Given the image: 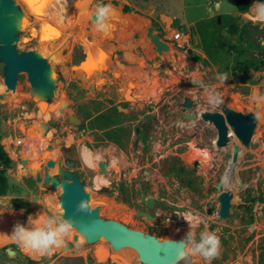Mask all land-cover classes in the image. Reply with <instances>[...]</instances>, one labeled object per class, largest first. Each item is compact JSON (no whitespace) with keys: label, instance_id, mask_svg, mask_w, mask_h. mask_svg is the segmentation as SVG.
I'll return each instance as SVG.
<instances>
[{"label":"rangeland","instance_id":"obj_1","mask_svg":"<svg viewBox=\"0 0 264 264\" xmlns=\"http://www.w3.org/2000/svg\"><path fill=\"white\" fill-rule=\"evenodd\" d=\"M214 1L186 0L182 11L176 0H171L172 5L154 3L155 0L144 3L141 0H127L128 3L90 0L85 3L90 14L97 5H111L113 12L107 32L96 30L90 14L80 20L79 13L78 22L69 21L64 6L56 0H42V13L36 7L26 9L19 43L23 48H37L48 55L52 65L50 72L56 77V90L54 94L36 99L27 94L29 84L20 73L14 91L4 92L0 63V93H4L0 99V143L12 160L6 172L10 183L8 191L0 196V212H6L12 221L24 227L29 221L28 228L39 226V215L60 213L57 200H50L48 208L41 200L47 194L58 199L59 193L54 189L58 185L48 187L41 179L33 182L18 160L29 158L26 166L34 161L38 171L46 160L68 158L73 161L70 168L89 192V206L98 205L101 217L117 219L159 238L186 240L188 231H193L195 241L199 242L202 231L215 232L220 238L221 254L210 264L230 262L245 248L253 253L257 264H264V216L257 219L259 226L251 230L249 211L241 203L246 197H255V193L264 195V177L256 176L254 168L247 167L246 161L240 159L247 146L233 138L229 144L217 147L214 144L216 130L211 123L199 117L181 118L176 107L183 93L196 95L192 109L197 112L220 111V106L227 101L237 110L256 112L257 122L251 139L264 137V107L252 100L254 91L264 95V23L249 18L255 14L254 6L247 12L237 13L233 0H220L221 17L209 14V8L216 12ZM160 11L175 16L173 23L188 35L187 46L167 42L171 49L157 53L145 31L148 25L160 31L156 22ZM122 17L126 21H122ZM187 21H192L193 25L186 26ZM47 23L65 26L63 29L56 26L60 29L56 35L39 36L40 25ZM117 24L125 28L120 31ZM98 39L100 47L93 43ZM188 50L199 59L190 58ZM86 59L94 61L96 67L105 63L104 73L91 71L84 78H78L83 71L77 68ZM244 62L250 63L245 66ZM222 74H227L228 79L220 85L218 78ZM89 83H93L91 87L87 86ZM213 92L223 98V103L217 107L207 102ZM60 101L65 103L60 104ZM61 105L64 113L79 115L80 121L61 119L58 113ZM148 113L154 117L142 129L140 124ZM48 118L55 124L44 133L39 122ZM34 132H37L35 136ZM55 137L60 140L54 141ZM6 138L11 139V151L5 147ZM34 138L43 143L42 147L37 153H31L30 144L26 148L29 154L25 155L23 145L27 139L34 142ZM49 143L52 145L47 150ZM235 144L240 149L238 157L227 171ZM84 149L88 152L83 159ZM247 157L246 153L244 159ZM56 160L48 165V169L54 166L50 173L55 172ZM98 160L108 162L106 173L97 172ZM90 162H96L95 166L89 165ZM95 174H102L105 182L93 187ZM223 177L222 189L229 190L232 197L227 215L220 217L217 184ZM141 194L155 199L147 210L156 220L135 213L146 209L140 201ZM34 195L38 199H34ZM14 201L23 207L14 208ZM185 215L196 217L193 224L198 221L197 226L190 228L182 218ZM65 239L73 244L51 255L34 257L13 241L0 246V256L8 261L6 264H27L28 259L37 264H119L121 261V253L111 249L104 239L97 241L107 244L111 250L110 260L97 261V241L85 243L75 227ZM2 247L15 252L8 254ZM130 249L133 253L126 249V254L121 255L129 263L143 264L135 250ZM193 257L198 264H209L199 256ZM3 259L0 264H4Z\"/></svg>","mask_w":264,"mask_h":264},{"label":"water","instance_id":"obj_2","mask_svg":"<svg viewBox=\"0 0 264 264\" xmlns=\"http://www.w3.org/2000/svg\"><path fill=\"white\" fill-rule=\"evenodd\" d=\"M94 13L95 11L90 14V20L92 21H96ZM20 14V6L16 0H0V63H2L1 72L4 92L14 91L18 75L23 73L29 84L27 94L34 95L36 99L46 97L54 94L56 77L50 72L52 65L48 55H43L37 48L27 49L21 47L19 43L21 26L18 21ZM145 35L149 38L157 53L160 54L163 50H169V44L162 39L152 25L146 26ZM99 37L102 36L99 35ZM99 42L100 39L93 41L96 47H100ZM104 67L105 63L96 67L97 74H103ZM78 78H80V75H78ZM92 84L89 83L87 86L91 87ZM3 96L4 93H0V99ZM196 100L194 93H183L180 101L176 104L181 118L196 119L199 117L211 123L216 130L214 144L217 147L226 145L233 138H236L243 146L249 144L257 122V117L252 110L240 111L225 101L220 106V111L205 109L197 112L192 109ZM262 106L264 107V105ZM58 113L60 118L66 121L78 122L81 119L79 115L64 113L62 105L58 108ZM153 117L150 113L145 114L144 122L140 124V127L144 129ZM39 124L42 125L45 133L48 127L55 123L53 119L48 118L45 122L40 121ZM59 140V137L54 138V141ZM51 145L50 143L47 144L46 148L49 149ZM237 153L238 146L234 145L231 160L236 159ZM28 160L30 159L22 157L18 161L23 165L24 170L28 171L33 180L40 182L37 179L39 177L41 182L48 187L61 186L58 199L49 194L41 197L44 206L48 208L50 200H57L62 210L60 213H56L64 219L72 221L73 227L83 236L85 243H93L98 239H104L114 250L122 247L132 248L137 252L138 259L143 264H177L179 262L177 249L171 244H164V241L168 238H159L151 232L129 227L117 219L101 217L98 205L90 207L88 212L77 211L81 200L87 201L89 205L90 196L89 192L85 190L79 175L70 168L73 164L71 159L57 158L53 174L48 171L49 160L39 166L40 174H38L39 172L36 171L33 164L29 167L26 166ZM97 166L98 173H106L108 162L98 160ZM242 187L243 184H240V188ZM231 197L232 193L230 191H219L217 195L219 202L217 213L220 217L227 215ZM34 199H38V196L34 195ZM140 201L144 202L146 209L136 210L135 213L144 216L148 220H156V216L150 214L147 210L154 205L155 199L141 194ZM170 239L183 240L181 237ZM4 249L8 254L15 252L9 247ZM63 249L67 250L68 247L64 246ZM192 264L196 263L192 261Z\"/></svg>","mask_w":264,"mask_h":264},{"label":"clouds","instance_id":"obj_3","mask_svg":"<svg viewBox=\"0 0 264 264\" xmlns=\"http://www.w3.org/2000/svg\"><path fill=\"white\" fill-rule=\"evenodd\" d=\"M113 9L111 5H97L94 15L95 28L98 31L107 32L110 28L109 19L112 15ZM254 15H250L253 22L264 23V3H257L254 5ZM228 79L227 74L219 76L220 85ZM200 81H193L198 83ZM203 86V85H202ZM252 100L258 104L264 105V95L254 91ZM207 102L212 107H217L223 103V98L217 92H213L207 97ZM77 211H90V206L87 201L81 200ZM190 228L197 226L193 224L196 217L192 215H185L182 217ZM73 230L71 220L62 218L59 214H53L42 218L39 226L26 228L19 223L13 225L11 232V239L18 243V245L25 251L36 253L40 256L51 255L55 250L61 249L65 246L66 237ZM176 231H179L177 229ZM164 244H171L177 249L178 257L181 260L187 257L199 256L205 261L210 262L218 258L221 254V242L219 236L215 232L202 231L200 233L199 242L195 241V233L188 231L186 240H172L168 238ZM193 246H189V245Z\"/></svg>","mask_w":264,"mask_h":264},{"label":"bare ground","instance_id":"obj_4","mask_svg":"<svg viewBox=\"0 0 264 264\" xmlns=\"http://www.w3.org/2000/svg\"><path fill=\"white\" fill-rule=\"evenodd\" d=\"M56 1H59L64 6V10H65V13L67 15V18H69L70 20L67 19V18L66 19L69 20V21L75 20L76 22H78V14L79 13H81V19L80 20H83V19L89 17V14H90V12H89V6L88 5H84V4L87 3V2H89L90 0H56ZM16 2L20 6V10H21V14H20L19 20H18L20 26H22V22H23L22 21V17L24 15V13H27V10L26 9L32 8V9L35 10V7H36V9L39 11V13H42V11L40 10V5L42 4V0H16ZM254 5L255 4H253L252 6H254ZM75 8H77V9H75ZM64 19H63V21L65 22ZM63 21H62V23H63ZM67 23H70V22H67ZM117 25L120 27L119 28L120 31L123 30L122 28H125L124 25H121V24H117ZM40 26L41 27L38 30L39 36L40 35L49 36L50 34L56 35L58 33V30H60L58 27H60V28L63 29V26H65V25L62 26L60 23H56V26H58V27H56V26H52L49 23H47L44 26L42 24ZM170 49H171V47H169V50ZM86 55H87V52L85 51V57H86ZM95 70H96V66L94 64V61L87 60V59H86L85 62H83L77 68V71H83V74H80V77L81 78H84L86 73H90L91 71H95ZM95 74H97V72H95ZM38 99H41V98H38ZM59 103L60 104H64L65 101H60ZM256 115L258 116L257 113H256ZM28 131H30V129H28ZM36 133L37 132H34L33 133L34 136H35ZM251 138H252V136H251ZM4 143H5V147L8 150H10L9 147L11 145V139L10 138H6V140H5ZM42 145H43V143L39 142V139L38 140H35V138H34V142H32V143L30 142V140L27 139L26 140V143L24 144L25 155H28L29 154V151L31 153H33V152L34 153L35 152L37 153L40 150V148L42 147ZM27 146H29V151L26 149ZM239 150H238V153H239ZM87 152H88V150H86V149L83 150V152H82L83 153V159L87 155ZM50 153L53 154V152H52L51 149H50ZM238 153H237V157H238ZM237 157H236L235 160H230V163L228 165L227 171H229L231 169V167L236 163ZM55 160H56V157H55ZM49 161H50V165H51L54 160L53 159H49ZM90 163H89V165H92V166H95V164H96V162H92L91 164ZM33 164H34V162H33ZM53 170H54V167H53V169L51 171H53ZM48 171H49V169H48ZM224 181H225V177H223L220 180V182L217 184V188H218L219 191H226V190H223L222 189V184H223ZM104 182H105V178H104V176L102 174L101 175L100 174H95V176L93 177V184H92V186L95 187V185L98 186V184H101V183H104ZM54 189L58 193H60V190L61 189H60V186L59 185L56 186ZM227 191H229V190H227ZM58 209H59V212H61V210L59 208V205H58ZM42 218H44V217L42 215H39V217H37V221L38 222H41ZM14 224H16V222L12 221V219L7 215L6 212H0V246L14 241V240L11 239V232H12V228H13V225ZM29 224H31V223L28 221L27 222V225H26V228H28V225ZM80 240H81V237H80ZM75 243H77V242H74V244ZM71 244H73V241L66 240L65 246H67L69 248L71 246ZM95 245H96V249H95V257H96V260L97 261H101V262L109 261L110 260L109 257H110V254H111V250L108 249L107 244L105 242H102V241H97ZM126 249H128L129 251H131L133 253V251L130 248H126V247H122V248L117 249V250L121 254H126L124 252ZM29 253L31 255H33L34 257H38L39 256L36 253H31V252H29ZM121 254H120L121 261L119 262V264H134V263L127 262V260ZM136 257L138 258V255H136ZM179 261H184V262L186 261L188 264H192V261H194L196 264H198L197 261L194 259V257H187L184 260L179 259Z\"/></svg>","mask_w":264,"mask_h":264},{"label":"built area","instance_id":"obj_5","mask_svg":"<svg viewBox=\"0 0 264 264\" xmlns=\"http://www.w3.org/2000/svg\"><path fill=\"white\" fill-rule=\"evenodd\" d=\"M159 25L160 31L157 32L163 40L171 42L174 46H187L188 35L179 30L171 19L166 20V17L161 18V23ZM246 153L249 157L244 159ZM246 153H243L242 151L240 156L241 161H246L247 167H253L254 171L257 173L256 176L260 175L264 177V137H253L247 145ZM255 194V197H246L241 201L243 207L249 211L251 221L248 226L251 230L256 227V224H258L257 219L264 216V195H260V193ZM177 264L188 263L186 261H179ZM228 264H257V260L255 261L251 254L244 250L240 252V255H236V257Z\"/></svg>","mask_w":264,"mask_h":264},{"label":"trees","instance_id":"obj_6","mask_svg":"<svg viewBox=\"0 0 264 264\" xmlns=\"http://www.w3.org/2000/svg\"><path fill=\"white\" fill-rule=\"evenodd\" d=\"M264 3V0H233L234 2V9L237 12H247L251 6L255 3ZM250 7V8H249ZM124 10H128L126 6H124ZM125 13H121V15H124ZM122 21H126L125 17L121 18ZM122 25V24H121ZM188 54L190 55V58L193 60L199 59L197 55H194L190 50H188ZM80 58V57H79ZM250 62H244V65L247 66ZM253 67V69H255ZM12 166V160L7 154L5 148L3 145L0 143V195H4L8 191V179H7V169ZM12 206L14 208H22L23 204L18 203V202H12ZM5 248V247H2ZM27 264H37V261L28 259Z\"/></svg>","mask_w":264,"mask_h":264},{"label":"crops","instance_id":"obj_7","mask_svg":"<svg viewBox=\"0 0 264 264\" xmlns=\"http://www.w3.org/2000/svg\"><path fill=\"white\" fill-rule=\"evenodd\" d=\"M156 1L158 2V3H169V4H171L172 5V2H171V0H155V2L154 3H156ZM125 2L126 3H128L127 2V0H125ZM141 2L142 3H144L145 2V0H141ZM175 2V1H174ZM178 2V3H177ZM185 3H186V0H176V4L179 6V8L181 9V11L182 10H184L185 9ZM258 2L256 1L254 4H257ZM214 5H215V8H216V12H212L211 11V9L209 8L208 9V11H209V14H217V16H220L221 17V14H223V13H221V11H220V0H215L214 1ZM237 13H239V14H242V12H237ZM158 16V19L156 20V22H157V24L159 25L160 23H161V18H165V17H168L169 19H171L172 21H175L174 19H175V16L174 15H171V14H167V13H165V11H160L158 14H157ZM175 24V26L177 25L176 23H174ZM185 25L186 26H191V25H193V23H192V21H187L186 23H185ZM178 27V26H177ZM185 33V32H184ZM95 66H97V65H95ZM257 226H259V222H258V224H256ZM244 250H246V252H247V249L245 248ZM243 250V251H244ZM247 253H250L251 254V256L253 257V253H251V252H247ZM240 255V254H239ZM259 255H261V254H259ZM253 258H255V257H253ZM0 259H3L1 256H0ZM256 261V260H255ZM4 264H6L8 261H5L4 259H3V261H2ZM231 262V261H230ZM230 262H227V263H225V264H228V263H230Z\"/></svg>","mask_w":264,"mask_h":264},{"label":"flooded vegetation","instance_id":"obj_8","mask_svg":"<svg viewBox=\"0 0 264 264\" xmlns=\"http://www.w3.org/2000/svg\"><path fill=\"white\" fill-rule=\"evenodd\" d=\"M23 146H24V145H23ZM29 157H30V156H29ZM53 160H55V158H54ZM32 162H34V161H32ZM53 162H54V161H53ZM34 163H35V162H34ZM31 164H33V163H31ZM33 165H34V164H33ZM53 167H54V166H51V168H49L50 171L53 169ZM50 171H49V172H50ZM38 172H39V170H38ZM38 174H40V172H39ZM30 178H31V176H30ZM37 179L40 180L39 177H37ZM31 180H32L33 182L37 183L36 180H33L32 178H31Z\"/></svg>","mask_w":264,"mask_h":264}]
</instances>
